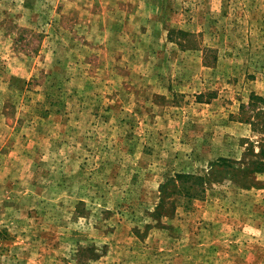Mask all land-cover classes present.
Segmentation results:
<instances>
[{
    "label": "rangeland",
    "instance_id": "374dc122",
    "mask_svg": "<svg viewBox=\"0 0 264 264\" xmlns=\"http://www.w3.org/2000/svg\"><path fill=\"white\" fill-rule=\"evenodd\" d=\"M29 3L0 0V264H264V0ZM161 24L182 46L139 44Z\"/></svg>",
    "mask_w": 264,
    "mask_h": 264
},
{
    "label": "crops",
    "instance_id": "0c3cea01",
    "mask_svg": "<svg viewBox=\"0 0 264 264\" xmlns=\"http://www.w3.org/2000/svg\"><path fill=\"white\" fill-rule=\"evenodd\" d=\"M29 1L30 0H24V4H23V7L25 9H28V10L30 9V8H28L29 6L32 7V5L29 3ZM131 26H133V25H131L129 23L128 25H126L124 27H120L119 29H115V31H114L115 32L114 38H118V36H120L119 35L120 32H122L124 28L131 30ZM172 28H173V26H170V24H168V25L161 24V25H158V26L154 25L153 26V30H154L153 31V35H148L147 37H143L142 40L139 41V44L142 45V46H145V48H149V49H151V45H153L154 50L160 52L161 51V48H162V44H163V37L165 36V32H167V36L166 37L168 38L169 41H171V42L174 41L176 43L178 42L177 44L181 45L180 39H177V37H174L177 40L176 41V40H174L171 37V35H172L171 33L173 31ZM156 44H158L159 47L156 46ZM47 47H53L52 50L54 51V54H53L54 55L53 58H54L56 56V53L58 52L57 51V47L52 46V44L51 45H47ZM154 50L152 52H154ZM201 52H202V60L203 61L201 62V60L199 59V62H200V64H203L204 63V59H205L204 47L202 48ZM144 57H145V55L139 56L137 58H134V61H133L134 64H145V62L143 60ZM58 62H59V59L57 60V63ZM150 64L152 66H154V63H151L150 62ZM158 66H159V69H158ZM158 66H157V69H156L157 72H158L157 78H156L157 85L161 84L163 86L164 84L167 83L166 84V89H167L168 86H169L168 81H169L170 77H168V76H166V75L163 74L164 73V69L161 67V65H158ZM115 71H117V69H115ZM163 88L164 87H161V89H163ZM154 91H159L157 89V86H156V89H154ZM215 92L216 91H213L212 93H210V94H212V97H214L213 99H216L217 98V97H215V95H216ZM202 94L203 93H201V92L197 93V100H199V101L201 100ZM211 100L205 101L203 103L206 104V103L210 102ZM149 137H152L153 138V135H150L149 134ZM157 141H159V140L155 139V140H151L150 142L148 140H145V143L148 144L149 146H154V143H157ZM162 143H163V140H162Z\"/></svg>",
    "mask_w": 264,
    "mask_h": 264
}]
</instances>
